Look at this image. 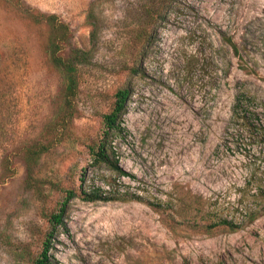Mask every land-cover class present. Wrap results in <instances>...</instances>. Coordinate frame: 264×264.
<instances>
[{
    "label": "rangeland",
    "instance_id": "rangeland-1",
    "mask_svg": "<svg viewBox=\"0 0 264 264\" xmlns=\"http://www.w3.org/2000/svg\"><path fill=\"white\" fill-rule=\"evenodd\" d=\"M21 1L68 27L63 56L87 59L65 95L55 32L0 0V264H32L49 234V264H264V214L245 216L264 207V134L225 130L239 92L264 125V0ZM124 87L113 146L134 179L99 173L162 207L77 196L51 232Z\"/></svg>",
    "mask_w": 264,
    "mask_h": 264
},
{
    "label": "trees",
    "instance_id": "trees-1",
    "mask_svg": "<svg viewBox=\"0 0 264 264\" xmlns=\"http://www.w3.org/2000/svg\"><path fill=\"white\" fill-rule=\"evenodd\" d=\"M6 2L15 4L21 7V10L26 15L37 23L44 22L49 25L55 32L48 42V50L51 53L50 62L54 67L61 70L65 79V95H73L76 89V73L78 68L83 65L87 59V53L80 49H70L69 54L65 57L61 54L65 50V45L69 43L70 33L68 27L59 21L55 15L35 12L30 8H26L21 0H5ZM153 9L148 13V17L158 19L161 16L159 5L153 3ZM156 28V26H155ZM237 55L238 51L231 40H227ZM132 73H137L135 68L131 69ZM130 97V89L127 87L119 89L114 95V104L112 110L102 117V131L97 139L89 145L88 154L89 161L87 165L80 171L78 176L77 188L67 190L64 200L58 207L57 211L52 213L47 222L51 232L57 227H66L64 223V215L67 204L79 196L85 202H111V201H129L146 202L148 205L155 208H161L162 202L157 200L151 202L144 196L137 193H129L118 188L117 181L99 173L101 167L113 172L118 178L134 177L125 172L118 164L115 148L113 143L121 134L120 118L124 113L127 101ZM255 98L245 92H239L234 98V103L231 110V116L226 127V133L233 135L244 131L258 134H264V125L259 124V112L256 110ZM264 167V164H263ZM264 214V207L256 206L254 208H246L245 216L253 221L258 216ZM222 225L230 230H235L241 224L233 223V221L219 220L215 226ZM51 235L47 236L43 243V249L39 255L32 261V264H49V243Z\"/></svg>",
    "mask_w": 264,
    "mask_h": 264
}]
</instances>
